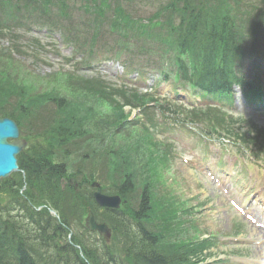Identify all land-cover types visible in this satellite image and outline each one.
<instances>
[{"label":"rangeland","instance_id":"374dc122","mask_svg":"<svg viewBox=\"0 0 264 264\" xmlns=\"http://www.w3.org/2000/svg\"><path fill=\"white\" fill-rule=\"evenodd\" d=\"M111 1L112 7L107 10L108 15H114L112 9L115 4V7L123 11L126 19L132 20L142 33L165 37L168 25L167 11L163 10V5L171 0ZM5 2L7 5L0 2V56L6 54L5 61L0 57V78H6L15 90V96L8 100V109L11 110L17 102H21L24 96L33 98L25 101H30L28 104L22 103L21 109L25 115L21 123L17 124L22 138H30L43 131L51 132L50 126L54 127L61 116L59 110L55 111L57 108L53 107L55 102L51 97L64 98L69 104V108L64 111L68 110L80 117L89 115L83 124V128L87 130L85 139L69 141L77 143L67 148L71 154L67 158L69 174L79 168L81 170L75 176L77 182L83 177L88 179L91 173L90 180L101 183L104 190L109 191L111 187L113 189L118 179H115L109 167V154L123 152L125 147H136L134 156L137 164L151 161L156 166L155 177L151 179L150 185L153 196L162 198L164 202L170 196L172 200L182 204V209L177 211L179 215L175 217L177 222L168 218L169 216L162 221L159 217L155 221L157 227L151 228L152 230L162 232L163 237L171 243H185L187 238L194 235L193 228L198 227L199 234L194 235L195 237L209 239L210 236H216L215 240H211L213 247L202 252V258L208 264H216L219 260L221 264H255L260 262L258 260H264V255L259 252L263 243H253L254 228L239 213L246 214L248 207L250 214L263 212L264 164L249 160L243 163L231 145L219 150L211 147L208 152H204L193 139L178 135L174 131L164 133L163 136L159 135L161 132H154L150 136L143 128L134 125L133 119L140 113L133 112L128 107L123 109L128 118L127 123L116 129L115 124L110 123H115L111 105L103 100H91L90 96L81 95L75 86L62 79L65 78L62 75H66V71L74 72L76 68H82L84 75L91 76L93 71H99L110 85L120 86L118 78L121 66L116 61L105 62L98 58L102 62L93 66L97 53L106 52L113 56L115 53L112 47L118 46L121 55H127L134 61L133 68L140 74L137 81L141 77H147L148 84L153 80L155 83L159 82L160 97L156 98L162 102V96L168 95L173 97L170 100L178 102L179 97L174 94L173 82H161L160 71L158 74L154 70L160 67L161 59L158 54L161 45L148 47L136 43L132 39L140 38L131 37L123 31L126 28L125 22L118 23L117 29L112 30L111 23L117 15L113 20L111 17L104 18L103 14L99 17L98 12L95 14L90 9L93 0H49L48 8L40 12L34 6L23 5L24 2L19 0ZM245 31L250 37L254 33L259 34L257 30H238L236 39L243 37L241 43L245 45L250 42L247 36H243ZM66 35L72 38L69 49L62 46V39L65 40ZM35 37L44 49L40 55L32 41ZM76 49L81 52L76 61H66L64 57L70 58ZM80 77L82 75H77V80ZM89 86L93 87L91 83ZM41 96L44 97L40 103L38 98ZM235 98L239 100L240 95ZM115 104L125 105L123 97L120 96ZM236 111L237 113L232 112L235 116L241 113L240 108ZM244 113L251 116L248 110ZM251 117L256 122H264L257 116ZM137 142L140 148L136 146ZM153 143L155 147L148 146ZM63 151L59 154L62 159L65 156ZM204 158L206 162L201 161ZM218 160L224 162L225 166L216 167ZM240 165L243 170L250 169L246 173L247 178L245 179V174L239 175L236 172L231 178V169H239ZM133 183L137 195L140 189L137 184L142 183V178L133 176ZM83 187L90 192L88 187ZM184 208L191 211L188 216H184ZM171 213L168 208L159 211L160 216ZM96 214L99 220L106 219L112 229L118 230L117 222L101 210L97 209ZM124 222L128 225L131 221L128 219ZM237 227L242 228L243 234L235 237L234 231ZM115 239L119 241V237L116 236Z\"/></svg>","mask_w":264,"mask_h":264},{"label":"trees","instance_id":"16d2710c","mask_svg":"<svg viewBox=\"0 0 264 264\" xmlns=\"http://www.w3.org/2000/svg\"><path fill=\"white\" fill-rule=\"evenodd\" d=\"M0 2L7 5L5 0ZM93 2L105 7L109 0ZM168 5L164 10L179 18L177 28L167 23L168 44L177 51V56L173 58L176 77L197 91L195 94L204 91L223 94L233 84L242 88L255 86L256 83L247 80L242 67L236 64L240 48L236 37L238 30L246 28L244 23L251 27L255 22H264V0H171ZM113 11H116L117 17L111 23L112 30L117 29L118 23L125 22L128 30L138 31L139 27L132 20H127L122 10L115 7ZM255 11L257 14L252 17ZM123 31L130 34L125 29ZM2 55L0 57L5 61L6 54ZM62 77L75 86L81 95L111 105L115 123H110L115 124L116 129L127 123L122 108L124 105L115 104L120 96L125 106L132 108H145L147 104L155 102L151 95L112 88L99 79L80 77L77 80L74 72L68 71ZM14 96V87L6 78H0V116H8L19 124L25 115L21 109L22 103L28 104L30 101H25L33 98L24 96L21 102L9 110L8 100ZM43 97L38 98L40 103ZM51 98L55 102L53 107L57 108L55 111H60L59 120L54 127L50 126L51 132L43 131L27 138L30 148L18 156L19 168L25 174L26 191L20 193L23 186L21 174L0 182V264H196L201 259L202 243L188 240L185 243H171L163 237L162 232L152 230L157 227L155 221L159 217L161 221L171 218L177 222L175 217L178 210L173 207L171 200L164 202L162 198L153 196L150 185L151 179L155 177L156 166L151 161L137 164L134 156L136 147H125L123 152L109 154V167L115 179H118L109 192L113 191L111 193L126 201L123 208L107 212V216L119 226L113 232L110 246L100 240L103 246L96 249L87 238L83 239L82 235L87 234L82 228L86 209L96 210L91 192L83 187H87L92 174L89 173L88 179L83 177L77 189L70 184V179L76 181L75 176L81 170L79 168L69 174L67 158L71 154L67 148L77 143L69 141L85 139L87 130L83 124L89 115L80 117L68 110L64 111L69 108L66 100ZM158 109L162 114L170 111L166 105H159ZM171 111L176 112L175 109ZM200 113L187 112L184 118L194 124L201 122L213 133L226 138L232 136L233 128L230 125L218 124L215 127V124L200 117ZM143 130L150 135L147 129ZM201 132L208 134L204 130ZM136 146L140 148L138 142ZM148 146L155 147L154 143ZM61 150L65 151L63 159L59 157ZM137 175L142 178V183L137 184L140 189L135 195L133 176ZM145 177L148 178L145 180ZM41 204L56 210L59 220L50 216L46 208L36 211L35 208ZM163 208L170 209L172 213L160 216L159 211ZM128 219L131 222L127 225L124 221ZM70 230L73 232L71 243L67 239ZM116 236L119 241L115 239ZM73 245L81 247L87 262Z\"/></svg>","mask_w":264,"mask_h":264},{"label":"water","instance_id":"95a60500","mask_svg":"<svg viewBox=\"0 0 264 264\" xmlns=\"http://www.w3.org/2000/svg\"><path fill=\"white\" fill-rule=\"evenodd\" d=\"M18 135V128L12 120L0 119V180L18 171L16 157L26 148V142L18 139ZM8 140L12 142L8 143ZM92 187L97 188L98 184L93 183ZM93 197L97 205L103 208L117 209L120 204L118 196H105L100 192H95ZM50 214L55 213L50 211ZM84 226L89 231H98L104 239L109 240L110 230L105 224H97L92 212L87 214Z\"/></svg>","mask_w":264,"mask_h":264},{"label":"bare ground","instance_id":"6f19581e","mask_svg":"<svg viewBox=\"0 0 264 264\" xmlns=\"http://www.w3.org/2000/svg\"><path fill=\"white\" fill-rule=\"evenodd\" d=\"M176 207H182V204L174 205ZM259 252H261L262 255H264V247L259 248Z\"/></svg>","mask_w":264,"mask_h":264}]
</instances>
